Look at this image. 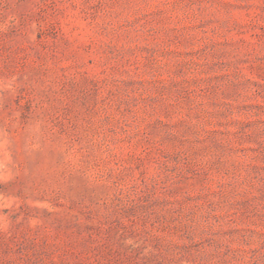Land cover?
I'll return each mask as SVG.
<instances>
[{
	"label": "rangeland",
	"instance_id": "obj_1",
	"mask_svg": "<svg viewBox=\"0 0 264 264\" xmlns=\"http://www.w3.org/2000/svg\"><path fill=\"white\" fill-rule=\"evenodd\" d=\"M0 264H264V0H0Z\"/></svg>",
	"mask_w": 264,
	"mask_h": 264
}]
</instances>
